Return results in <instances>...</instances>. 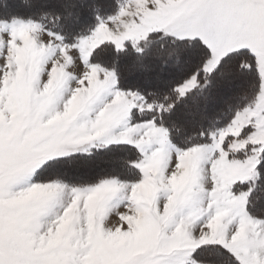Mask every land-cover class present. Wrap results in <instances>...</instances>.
Here are the masks:
<instances>
[{"label":"snow or ice","instance_id":"obj_1","mask_svg":"<svg viewBox=\"0 0 264 264\" xmlns=\"http://www.w3.org/2000/svg\"><path fill=\"white\" fill-rule=\"evenodd\" d=\"M0 264H264V0H0Z\"/></svg>","mask_w":264,"mask_h":264},{"label":"rangeland","instance_id":"obj_2","mask_svg":"<svg viewBox=\"0 0 264 264\" xmlns=\"http://www.w3.org/2000/svg\"><path fill=\"white\" fill-rule=\"evenodd\" d=\"M115 219H116L115 217H112V221H113V222H115Z\"/></svg>","mask_w":264,"mask_h":264}]
</instances>
